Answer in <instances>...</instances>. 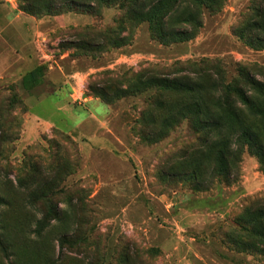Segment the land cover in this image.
Instances as JSON below:
<instances>
[{
  "label": "rangeland",
  "instance_id": "374dc122",
  "mask_svg": "<svg viewBox=\"0 0 264 264\" xmlns=\"http://www.w3.org/2000/svg\"><path fill=\"white\" fill-rule=\"evenodd\" d=\"M257 21L264 0H0V264H264L235 220L264 207L235 123L226 181L198 129L163 118L182 96L138 79L204 63L264 84V31L241 35Z\"/></svg>",
  "mask_w": 264,
  "mask_h": 264
},
{
  "label": "trees",
  "instance_id": "16d2710c",
  "mask_svg": "<svg viewBox=\"0 0 264 264\" xmlns=\"http://www.w3.org/2000/svg\"><path fill=\"white\" fill-rule=\"evenodd\" d=\"M198 2L203 3L204 0H198ZM260 15L258 10L254 12V16ZM184 19L195 22L190 14ZM243 31L245 34L241 30V35L247 43L260 45V42L263 41L260 33L264 31V26L260 21L253 22V24L249 22ZM166 33L158 30V34L162 36L180 35V33L171 30ZM205 66L204 63L196 64L194 70L191 71L192 75L180 74L169 78L164 75L153 77L143 74L138 76V79H142V83L148 86L171 89L182 96V102L180 101L174 112L164 115L163 118L165 121L170 120L171 124H175L181 118H186L189 125H194L206 139L208 150L214 152L215 167L218 173L226 181H231L233 173L231 162L235 151L229 146V137L224 136L222 118L228 116L232 119L235 123L232 135H236L238 143L250 147L258 157L260 166L264 168V100L256 97V94L260 93L259 97L264 99V84L251 75V73L255 75L254 67L239 65L237 66V75L225 80L221 67L214 70V66H212V70H209ZM142 76L146 78H142ZM205 82L208 84L206 85ZM157 104L161 107L164 106L161 99H157ZM245 111L251 112L253 116H259L260 123H246L248 121L244 120ZM236 153H239V148L236 149ZM235 220L249 224L252 221L257 241L264 246V207L257 210L245 208ZM259 250L264 254V247H260Z\"/></svg>",
  "mask_w": 264,
  "mask_h": 264
}]
</instances>
